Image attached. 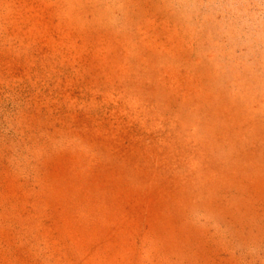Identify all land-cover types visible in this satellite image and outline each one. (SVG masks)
I'll return each instance as SVG.
<instances>
[{
	"label": "rangeland",
	"instance_id": "obj_1",
	"mask_svg": "<svg viewBox=\"0 0 264 264\" xmlns=\"http://www.w3.org/2000/svg\"><path fill=\"white\" fill-rule=\"evenodd\" d=\"M0 264H264V0H0Z\"/></svg>",
	"mask_w": 264,
	"mask_h": 264
}]
</instances>
